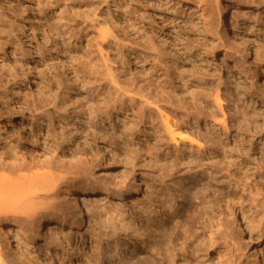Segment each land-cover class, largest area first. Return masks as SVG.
Returning <instances> with one entry per match:
<instances>
[{"label":"rangeland","instance_id":"rangeland-1","mask_svg":"<svg viewBox=\"0 0 264 264\" xmlns=\"http://www.w3.org/2000/svg\"><path fill=\"white\" fill-rule=\"evenodd\" d=\"M224 1L0 0V166H15L4 154L2 134H6L25 148L26 165L48 162L52 149L62 155L66 148L68 155L84 156L82 166L95 185L110 184V190L123 186L122 182L130 184L135 171L138 182L144 181L139 194L119 200L110 197L98 208L104 222L116 208L129 221L132 202L147 201L157 175L171 165V158L164 152L166 139L157 111L145 112L136 97L130 100L122 95L112 81L143 84L150 77L176 103L198 86L218 87L224 112L234 121L228 139L229 168L235 179L247 182L244 188H218L231 192L239 218L252 235L248 244L249 235H242L224 206L215 203V219L236 235L224 246L228 254L222 261L251 264L256 256L264 261V0H232L238 7L232 9L228 25L249 42V56L214 27L218 3ZM254 68L259 77L254 78ZM119 103L126 117L115 120L113 112ZM213 109L222 119L221 110L216 105ZM105 113L113 121V130L104 116V124L101 117L93 118ZM143 115L150 124L140 119ZM111 132L116 138L105 142L113 143L115 155L109 158L105 151L102 161L68 141L81 133L102 146L99 136ZM235 134H239L240 148L233 143ZM149 151L155 160L154 155L153 160L146 158ZM66 188L63 185L47 203L56 205L57 215L59 209L64 211L73 223L71 229L58 227L57 231L69 232L73 245L89 255L88 248L94 246L91 238L96 239L104 228L71 206L63 194ZM213 225L210 221L206 230L209 226L215 230ZM18 239L21 250L4 243L0 264H30L27 259L38 264H77L66 243L58 245L47 237ZM184 256L177 264L218 261L209 249Z\"/></svg>","mask_w":264,"mask_h":264},{"label":"bare ground","instance_id":"bare-ground-1","mask_svg":"<svg viewBox=\"0 0 264 264\" xmlns=\"http://www.w3.org/2000/svg\"><path fill=\"white\" fill-rule=\"evenodd\" d=\"M236 7L238 4L232 0L218 3L219 12L215 16L214 27L229 43L249 56V42L243 40L236 27L228 25V17ZM253 72L254 78L260 76L258 68H254ZM198 82L199 79H196L195 83ZM112 83L130 100L136 97L145 112L151 113V108L157 111L166 139L164 152L170 156L171 165L161 168L146 202H132L134 208L129 214V221L122 209L116 208L104 222L98 210L99 204L109 201L110 197L119 200L134 198L139 194L144 181L138 182L135 171L130 174V184L122 182L123 186L110 190V184L95 185L92 182L82 166L84 156L75 153L68 155L64 152L68 151L66 148L62 155H58L52 149L48 162L26 165L25 148L19 146L11 136L2 134L4 154L17 166H0V171H3V174L0 172V262H4L1 253L4 243L21 250L18 237L31 240L35 236L47 237L58 245L66 243L69 256L77 264H177L180 256L185 258L184 253L188 256L199 255L206 249L215 252L218 257L215 264H229L227 260L222 261L228 254L224 246L228 247L236 235L225 230L221 221L215 219V203L224 206L242 235H249L248 244L252 243V235L248 233L249 228L243 219L239 218L240 212L232 203L231 192L218 188L231 185L244 188L247 184L246 181L235 179L229 168L228 139L234 132V121L224 112V100L219 88L198 86L187 93V98L182 97L176 103L169 93H164L165 87L155 84L150 77L143 84L116 80ZM160 90L164 95L159 94ZM213 105L221 110L222 119L216 116ZM113 115L115 120L126 117L121 103L114 109ZM103 116L113 130V121L108 113L93 118L101 117L100 123L104 124L106 121L102 119ZM144 116H140V119H145ZM144 123L150 124L149 118ZM116 136L115 132L100 135L102 146L91 143L81 133L69 137L68 141H74L76 146L83 147L84 153L91 154L96 161H102L105 151L109 158L114 157L115 146L109 143ZM128 136L134 146L139 147V141L135 142L136 138L131 133ZM106 139L109 143L105 142ZM232 140L240 148V144H237L239 134L233 135ZM134 148L135 151L142 150ZM153 155L149 151L146 158L153 160ZM220 158L226 165L222 164ZM176 162H180V167H176ZM63 185L68 186L63 194L68 197L71 206L81 216L90 220L93 218L104 228V232L98 233L96 239L91 238L94 246L88 248L89 255L73 245L69 232L57 231L58 227L71 229L73 224L69 223L64 211L59 209L61 213L57 215L56 205L54 207L47 203L57 197ZM212 185L216 188H211ZM210 221L214 223L215 230L210 226L206 230V224ZM232 245L233 248L234 243ZM27 261L38 264L31 259ZM251 264H264V261L256 256Z\"/></svg>","mask_w":264,"mask_h":264}]
</instances>
